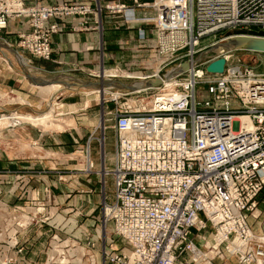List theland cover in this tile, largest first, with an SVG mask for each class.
I'll return each mask as SVG.
<instances>
[{
  "label": "built area",
  "instance_id": "obj_1",
  "mask_svg": "<svg viewBox=\"0 0 264 264\" xmlns=\"http://www.w3.org/2000/svg\"><path fill=\"white\" fill-rule=\"evenodd\" d=\"M105 8L111 14L127 9L123 4ZM154 8L158 57L165 64L188 57L192 64L183 83L175 71L126 76L141 81L136 94L155 88L152 81L171 90L156 95L146 113L129 107L116 115L113 167L102 171L112 177L114 195L103 204V220L126 247L109 250L106 242L104 264H179L183 253L201 254L191 232L207 226L213 230L208 249L214 257L264 264V234H255L247 222L264 189V72L228 67L224 56L223 75L207 81L210 99L199 101L195 87L205 73L193 60L205 36L264 32V0H158ZM90 14L78 4L0 0V30L9 20H24L29 31L18 36L20 47L47 60L51 37L62 28L58 21L79 16V27L86 29ZM239 117L248 118L250 127Z\"/></svg>",
  "mask_w": 264,
  "mask_h": 264
},
{
  "label": "rangeland",
  "instance_id": "obj_2",
  "mask_svg": "<svg viewBox=\"0 0 264 264\" xmlns=\"http://www.w3.org/2000/svg\"><path fill=\"white\" fill-rule=\"evenodd\" d=\"M157 2H106L104 10L109 18L105 17L103 22L93 14L89 17V20L93 17L94 24L103 22L111 30L108 44L100 45L99 64L108 67V72L102 75L109 77L114 84L105 88L77 86L73 90L57 86L43 91L45 93L41 89H32L33 92H41L37 97L43 99L41 111L37 114L20 112L15 94L5 96L0 92V264H104L102 248L106 242L110 241L109 250L125 249L126 245L114 238L111 224L103 220V204L111 202L114 195L112 177L104 176L102 171L113 167L116 115L129 107L132 112L146 113L156 95H164L171 90H162L159 84L146 93L136 94L133 91L141 81L127 79L126 76L131 74L133 78H141L157 71L160 75L175 71L181 73L176 79L179 83L188 76L185 70L192 64L188 57L165 64V60L156 54L157 11L154 4ZM119 4L127 8L125 13L129 15L123 11L111 14L105 8ZM58 22L62 24V21ZM114 26L121 28L124 36L128 32L134 38L136 35L137 43L120 44L123 35L114 33L117 31ZM141 33L144 34L143 39L139 37ZM228 37L233 35L219 32L199 40L193 56L195 68L205 73L195 87L199 101L210 99L207 81L223 75L209 74L205 68L225 55L228 56V67L240 65L254 73L264 72V53L232 50L221 54L223 51L218 46L212 47L225 44ZM17 44L21 48L19 39ZM50 58L37 59L48 61ZM97 74L93 76L98 78L100 75ZM35 85L40 87L41 83L36 82ZM81 94H86L85 102L81 101L84 96ZM229 101L233 108H238L235 99ZM85 103L87 107H84ZM67 104H74V114L64 113ZM86 117H94L96 126L86 127L83 124ZM17 139L24 143L23 149L17 146ZM87 149L92 162L88 160ZM93 149L98 156L103 152L106 157L105 166L100 171H97L99 161L92 158ZM31 162L33 167H30ZM108 186L106 192L104 188ZM30 190L35 193H30ZM199 233L202 231L197 235ZM210 233L206 236L207 242ZM206 241L197 246L202 253L209 251ZM178 262L206 264L202 260H193L190 253H183ZM211 264H224V261H212Z\"/></svg>",
  "mask_w": 264,
  "mask_h": 264
},
{
  "label": "crops",
  "instance_id": "obj_3",
  "mask_svg": "<svg viewBox=\"0 0 264 264\" xmlns=\"http://www.w3.org/2000/svg\"><path fill=\"white\" fill-rule=\"evenodd\" d=\"M130 1L131 0H25L27 5L38 4L53 6L61 3H75L80 6H86L92 11L93 15L98 16L102 21L105 17L109 18L104 10L106 2H124L130 4ZM92 14H90L89 17ZM111 18L117 17L112 16ZM92 19L93 17L90 18L91 21L88 20L86 29H84V27H79L82 17L72 16L63 20L61 30L51 37L52 53L51 58L48 61L38 60L37 58L32 57L27 51L18 47V35L20 33L28 32L29 29L24 20H9L6 28L0 30V92L2 95L9 96L10 94L12 96V94H15L16 100L20 103H17V105H19L17 108L20 112L37 114L41 111L40 106L42 105L41 102L43 99L37 97L38 95H41V92H33L32 89H41L42 93H45L49 91V89L57 86L73 90L77 86H84L86 88H105L104 86L108 87L111 84H114L115 82L110 81L109 77L105 78V76L102 75L105 74V72H108V67L99 64L100 45L102 44L105 46L108 44V34L111 30L109 26L103 23L104 21L102 24L98 25L94 24L95 22ZM114 29L117 30L116 32L113 31L116 34L121 36L125 34L119 27L114 26ZM130 34L131 33L128 32L126 36L123 35L119 40L120 44L137 43L135 42L136 35L134 38ZM95 74L100 76H97L98 78H96L93 76ZM80 78L84 80H81ZM91 78L92 80H90ZM45 79H47L46 82L44 81ZM85 80L95 82V84ZM36 82L41 83V86H36ZM81 95L83 96L84 94ZM86 100L87 97L85 94L83 98H81V101L85 102ZM65 107H67L64 110L66 115H72L75 113V109L73 108L75 107L74 104H67ZM84 107H87V103L84 104ZM83 124L86 127L93 128L96 126L97 121L94 117H86ZM74 128L78 127L74 126ZM16 141L17 146L19 145L21 149H23L24 143L20 139H17ZM101 155L99 154L98 156V153L96 154L95 150L92 154L93 160L95 162L99 161L97 163V171H100V169L105 166V154L102 152ZM23 156L24 155H21V157ZM87 157L89 162H92L88 149ZM33 166L34 163L31 162L30 167ZM108 189L109 186L106 187V189L104 188L106 192ZM113 189L112 184V193ZM30 193L34 194L35 192L30 190ZM111 198L113 199V196ZM111 198L109 200H111ZM247 222L255 234H264V190H262L257 197L256 208L251 214L248 213ZM210 229L212 230L210 226H207L206 230L202 231V234L205 236L203 239L202 234L199 233V235H197V232H191V239L196 248L202 243V241H206L207 234L211 232ZM212 233L213 230L210 233L207 246L210 245ZM212 261H224V264H235L236 262V264H238L234 257L228 255L223 259L213 256L210 259L209 264H211Z\"/></svg>",
  "mask_w": 264,
  "mask_h": 264
},
{
  "label": "water",
  "instance_id": "obj_4",
  "mask_svg": "<svg viewBox=\"0 0 264 264\" xmlns=\"http://www.w3.org/2000/svg\"><path fill=\"white\" fill-rule=\"evenodd\" d=\"M218 49L230 52L232 50H245L255 53H264V32L241 31L234 37L227 40L225 44H216ZM214 46V47H215ZM209 74H222L224 70V60L219 58L209 63L205 68ZM160 82L156 81L151 86H157Z\"/></svg>",
  "mask_w": 264,
  "mask_h": 264
},
{
  "label": "bare ground",
  "instance_id": "obj_5",
  "mask_svg": "<svg viewBox=\"0 0 264 264\" xmlns=\"http://www.w3.org/2000/svg\"><path fill=\"white\" fill-rule=\"evenodd\" d=\"M216 45V44H215ZM215 45H212V47H214ZM221 50V49H220ZM224 52H225V54L227 53L226 51H223V53H221V54H224ZM229 53V52H228ZM226 56V55H225ZM183 66V65H182ZM181 66V67H182ZM180 67V68H181ZM155 82L154 81H152V82H150V84H154ZM149 83L148 84H146V85H150ZM155 86V85H154ZM150 87H153V86H151L150 85ZM135 88V87H134ZM23 119H25L24 117H23ZM240 121H242V122H246L245 123V126L248 128V127H250V120L248 119V118H245V117H239L238 118ZM205 246H207V241H206V244H205ZM208 247V246H207ZM198 251H200L199 249H197ZM201 254L203 255V256H201ZM201 254L200 253H196V255L195 256H192V259L193 260H195V261H197V260H202L203 262L205 261V263L206 264H209V259H211L213 256H214V252L213 251H211V250H209V251H206V252H201Z\"/></svg>",
  "mask_w": 264,
  "mask_h": 264
}]
</instances>
